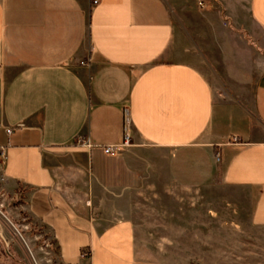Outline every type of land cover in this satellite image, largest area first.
<instances>
[{"label": "crops", "instance_id": "0c3cea01", "mask_svg": "<svg viewBox=\"0 0 264 264\" xmlns=\"http://www.w3.org/2000/svg\"><path fill=\"white\" fill-rule=\"evenodd\" d=\"M205 4L0 0L3 238L22 211L59 264H172L135 223L142 198L210 184L254 192L264 227V0Z\"/></svg>", "mask_w": 264, "mask_h": 264}, {"label": "rangeland", "instance_id": "374dc122", "mask_svg": "<svg viewBox=\"0 0 264 264\" xmlns=\"http://www.w3.org/2000/svg\"><path fill=\"white\" fill-rule=\"evenodd\" d=\"M201 69L215 80L207 65ZM177 195L175 205H157L142 198L150 204L139 206L135 221L169 262L264 264V227L254 226L250 219L254 192L210 184L196 190L180 189ZM20 202L17 197L9 204L18 207ZM146 207L150 214L145 213ZM10 217L15 228L10 227L9 236L0 235V264H59L52 239L42 227L22 211Z\"/></svg>", "mask_w": 264, "mask_h": 264}, {"label": "built area", "instance_id": "2783aa9c", "mask_svg": "<svg viewBox=\"0 0 264 264\" xmlns=\"http://www.w3.org/2000/svg\"><path fill=\"white\" fill-rule=\"evenodd\" d=\"M197 4L200 8H205L206 4H205V0H196ZM99 2V0H92V3L95 5ZM81 65H88V62L82 61L80 62ZM12 129L8 128L6 130V132L8 134L12 133ZM75 145L76 147H80V148H85L87 150H91L94 145L91 143V141L86 138V137H78L75 141ZM131 146V136L129 133V126L128 123L126 124V129L124 132V138L123 141L121 143L118 144H113V145H106V146H101L104 153L110 156H114L116 155L118 152H120L121 150L128 148ZM6 159V155L2 152H0V159ZM217 159H219V156H217ZM86 255V254H84Z\"/></svg>", "mask_w": 264, "mask_h": 264}]
</instances>
